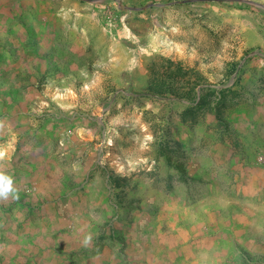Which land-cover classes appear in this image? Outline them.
<instances>
[{
  "label": "rangeland",
  "instance_id": "374dc122",
  "mask_svg": "<svg viewBox=\"0 0 264 264\" xmlns=\"http://www.w3.org/2000/svg\"><path fill=\"white\" fill-rule=\"evenodd\" d=\"M0 264H264V0H0Z\"/></svg>",
  "mask_w": 264,
  "mask_h": 264
},
{
  "label": "clouds",
  "instance_id": "9594fccd",
  "mask_svg": "<svg viewBox=\"0 0 264 264\" xmlns=\"http://www.w3.org/2000/svg\"><path fill=\"white\" fill-rule=\"evenodd\" d=\"M12 179L0 173V198H6L13 191Z\"/></svg>",
  "mask_w": 264,
  "mask_h": 264
}]
</instances>
